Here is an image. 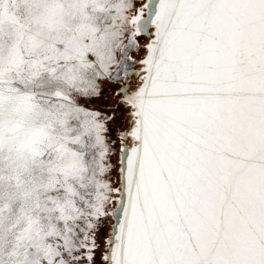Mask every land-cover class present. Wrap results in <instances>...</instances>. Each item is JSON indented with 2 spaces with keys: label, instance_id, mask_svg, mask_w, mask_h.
Instances as JSON below:
<instances>
[{
  "label": "snow or ice",
  "instance_id": "obj_1",
  "mask_svg": "<svg viewBox=\"0 0 264 264\" xmlns=\"http://www.w3.org/2000/svg\"><path fill=\"white\" fill-rule=\"evenodd\" d=\"M0 264H264V0H0Z\"/></svg>",
  "mask_w": 264,
  "mask_h": 264
}]
</instances>
